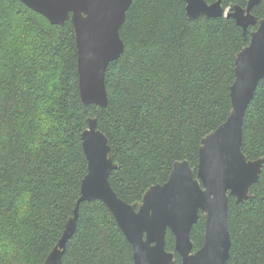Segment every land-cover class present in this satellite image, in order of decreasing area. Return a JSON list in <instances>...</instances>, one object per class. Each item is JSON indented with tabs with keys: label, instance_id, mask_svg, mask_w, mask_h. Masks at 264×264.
<instances>
[{
	"label": "trees",
	"instance_id": "1",
	"mask_svg": "<svg viewBox=\"0 0 264 264\" xmlns=\"http://www.w3.org/2000/svg\"><path fill=\"white\" fill-rule=\"evenodd\" d=\"M217 0H207L212 3ZM249 0H222L225 8ZM264 17V0L255 6ZM233 17L191 18L186 0H133L125 51L106 72L108 105L82 102L75 30L21 0H0V264H47L81 196L88 118L109 137L110 181L130 203L187 159L197 171L203 138L230 115L237 54L250 43ZM243 150L264 158V78L244 118ZM227 264H264V164L250 197L230 196ZM204 213L192 230L205 240ZM167 249L175 236L167 233ZM61 264H136L133 246L100 200L80 205ZM174 264H182L176 253Z\"/></svg>",
	"mask_w": 264,
	"mask_h": 264
},
{
	"label": "water",
	"instance_id": "2",
	"mask_svg": "<svg viewBox=\"0 0 264 264\" xmlns=\"http://www.w3.org/2000/svg\"><path fill=\"white\" fill-rule=\"evenodd\" d=\"M44 15L52 24L70 20L76 35L79 87L85 105H108L107 68L125 51L121 28L133 0H21ZM263 0H249L246 6L225 8L222 0H186L191 18L233 17L250 43L236 57V79L231 86L232 109L228 118L202 140L197 171L187 159L174 163L168 180L154 184L142 202L130 203L114 189L110 175L118 167L109 137L98 127L96 117L88 118L82 133L88 159V173L82 181L81 196L59 243L46 259L61 264L67 242L77 228L80 205L100 200L114 215L133 246L136 264H174L176 253L182 264H227L232 245L228 225L230 196L236 203L250 197L259 181L264 158L249 159L243 150L244 118L255 91L264 78V17L253 13ZM204 213L206 230L201 247L194 250L192 230ZM175 236V251L167 249V233Z\"/></svg>",
	"mask_w": 264,
	"mask_h": 264
}]
</instances>
